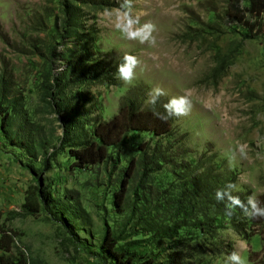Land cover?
<instances>
[{
    "label": "rangeland",
    "instance_id": "rangeland-1",
    "mask_svg": "<svg viewBox=\"0 0 264 264\" xmlns=\"http://www.w3.org/2000/svg\"><path fill=\"white\" fill-rule=\"evenodd\" d=\"M64 1L73 3L0 0V114L12 106L18 114L6 129L0 116V234L13 236L9 255L21 251L43 264H110L97 256L108 227L137 261L174 264L173 253L182 251L180 264H225L230 252L240 251L247 264H262L264 227L244 238L225 221L202 234L178 208L186 190L193 191L191 184L208 176L232 180V194L264 195V38L259 34L264 16L255 23L256 37L249 38L245 28L229 25V0H133L132 14L156 26V43L150 45L114 29V10L123 0H79L77 31L96 62H121L125 53L140 60L130 84L116 72L109 85L66 89L65 105L86 124L87 135L114 117L124 101L166 116L162 104L186 95L191 109L168 117L171 135L129 133L109 148L106 162L78 169L69 145L63 146L59 116L44 95L49 52H66L76 42L58 40ZM105 9L113 11L111 18L103 15ZM223 57L222 73L212 76ZM56 67L60 72L65 63ZM157 85L168 95L152 105L149 92ZM15 135L31 139V147L11 143ZM132 160L136 171L126 179L121 199ZM28 204L37 212L27 213ZM158 228L169 236L162 237ZM1 255L8 256L0 249Z\"/></svg>",
    "mask_w": 264,
    "mask_h": 264
},
{
    "label": "trees",
    "instance_id": "trees-1",
    "mask_svg": "<svg viewBox=\"0 0 264 264\" xmlns=\"http://www.w3.org/2000/svg\"><path fill=\"white\" fill-rule=\"evenodd\" d=\"M73 3L64 1L62 4V19L56 28L58 40H75L71 48L66 52L51 50L50 58L46 60L47 72L45 77L46 85L44 87L45 101L52 109V113L59 116L63 131V146L69 145V154L72 158V165L75 168L82 169L108 160L109 148L116 146L129 133H149L155 137H165L172 134V127L169 119H162L158 112L153 110H141L133 101H124L120 104L117 114L108 121L99 122L90 128V134L84 131L86 124H83L78 116H75L74 109L65 105L63 94L67 88L89 85L104 84L109 85L113 80V75L117 72V65L120 62L95 61L86 51V41L83 34H78L77 23L74 9L79 5V0H73ZM97 2L96 5H104ZM95 4V3H94ZM229 25L243 27L249 38L256 37V21L264 16V0H229L226 11ZM247 17L251 21L247 20ZM264 38V26L259 34ZM65 46V45H64ZM74 48V50H73ZM58 61L65 63L64 69L60 72L56 67ZM225 64V58L217 61L213 70L214 77L220 76ZM212 77V78H214ZM4 89V88H3ZM1 87V98L4 90ZM4 98V97H3ZM2 106V105H1ZM6 109V108H5ZM0 114L1 126L4 129L8 126L11 117L18 114L14 113L13 106ZM161 114V113H159ZM163 115V114H162ZM82 123V124H81ZM84 132V135L76 136V132ZM19 135V134H18ZM10 136V141L14 145L28 150L32 145V140L20 136ZM87 135V136H86ZM78 137V138H76ZM44 146H46L44 144ZM40 148H42L40 146ZM44 148V147H43ZM143 155L147 149H142ZM151 164V159H150ZM137 163L133 160L129 168L124 173L121 191L118 197H123L127 180L134 176ZM145 169V167H144ZM153 169L150 168V172ZM127 179V180H126ZM233 184L232 180L223 182L217 177L208 176L200 181V184H191L193 191L186 190L183 198H180L178 213L183 220H193L194 229L202 234H208L224 225L225 221L234 228V231L241 234L244 238L255 235L257 229L264 227V217L249 218L239 208H234L231 212L226 209L227 201H217L215 193L218 189H223L227 184ZM190 184V183H188ZM187 184V185H188ZM241 201L246 202L249 194L235 193ZM261 207H264V195L256 198ZM27 213L37 212V206L28 204ZM152 230H150L151 232ZM162 237H168L165 230L158 228L156 230ZM10 232L1 233L0 249L8 256H0V264H43L24 252H17L14 256L11 253L13 236ZM121 239L115 236L108 227L105 229L104 237L98 248L97 256L110 264H154L151 260L137 261L133 253H129L127 248L120 245ZM262 255L264 258V238L262 239ZM196 246H192L194 248ZM182 251L173 253L172 261L174 264L182 262ZM177 257V258H175ZM264 264V260L263 263Z\"/></svg>",
    "mask_w": 264,
    "mask_h": 264
},
{
    "label": "clouds",
    "instance_id": "clouds-1",
    "mask_svg": "<svg viewBox=\"0 0 264 264\" xmlns=\"http://www.w3.org/2000/svg\"><path fill=\"white\" fill-rule=\"evenodd\" d=\"M133 0H123L119 7L114 10L115 18L113 27L119 31L123 38L130 41H137L140 44L154 45L156 38L154 32L156 26L151 22L141 23L139 17L132 14ZM104 16L111 18L113 11L105 9ZM140 66V60L129 53L122 56L121 62L117 65L118 78L125 83H132L136 76V69ZM167 92L161 86L157 85L149 92L148 103L155 105L160 97L167 96ZM167 115L157 113L162 119H167L169 116L187 115L190 111V100L186 95L170 97L166 103L162 104ZM241 156L245 155L244 146L240 149ZM236 186L234 184H227L225 188L218 189L215 193L217 201H227L226 209L231 212L234 208H239L247 217L255 219L264 217V207L260 206L259 201L255 196H248L246 202L233 195ZM225 264H247L246 258L240 251H232L228 254Z\"/></svg>",
    "mask_w": 264,
    "mask_h": 264
}]
</instances>
